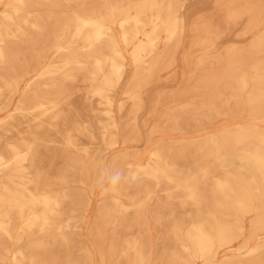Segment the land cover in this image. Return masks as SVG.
<instances>
[{"label":"bare ground","instance_id":"6f19581e","mask_svg":"<svg viewBox=\"0 0 264 264\" xmlns=\"http://www.w3.org/2000/svg\"><path fill=\"white\" fill-rule=\"evenodd\" d=\"M260 231L264 0H0V264H264Z\"/></svg>","mask_w":264,"mask_h":264},{"label":"clouds","instance_id":"9594fccd","mask_svg":"<svg viewBox=\"0 0 264 264\" xmlns=\"http://www.w3.org/2000/svg\"><path fill=\"white\" fill-rule=\"evenodd\" d=\"M126 179L129 178L124 176L122 170L104 169L99 184L104 191H115L121 184L122 180ZM131 179H135V177H132ZM105 184H107V187H105Z\"/></svg>","mask_w":264,"mask_h":264},{"label":"rangeland","instance_id":"374dc122","mask_svg":"<svg viewBox=\"0 0 264 264\" xmlns=\"http://www.w3.org/2000/svg\"><path fill=\"white\" fill-rule=\"evenodd\" d=\"M241 115H242V116L240 117V119L246 117V113H245V112H243ZM231 118H232V117H231ZM221 122H223L222 119H214V120H213V123L210 122L209 126H212V125L215 123V127H214V128H216L218 125L221 124ZM191 130H192V129H191ZM199 130H200V129H197V132H196V128H195V130H193V132L198 133ZM199 132H200V131H199ZM193 136H198V135H193ZM168 137H169V136H168ZM170 137H172V136H170ZM174 137H175V136H174ZM83 232H84V234H85V231H83ZM257 237H259L260 239L264 238V231H262V232L260 231V233L257 235ZM79 245H81V243H80ZM77 246H78V245H77ZM226 250H228V249L226 248L224 251H226ZM231 252H232V251H231ZM61 259H63V258H61ZM58 261H60V259H56V260H54L53 262H51V263H49V264H57Z\"/></svg>","mask_w":264,"mask_h":264}]
</instances>
